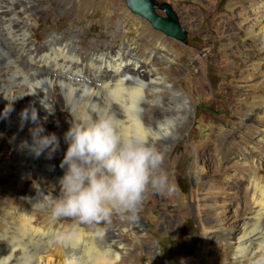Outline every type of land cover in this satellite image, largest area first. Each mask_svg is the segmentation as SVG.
<instances>
[{
	"label": "rangeland",
	"instance_id": "obj_1",
	"mask_svg": "<svg viewBox=\"0 0 264 264\" xmlns=\"http://www.w3.org/2000/svg\"><path fill=\"white\" fill-rule=\"evenodd\" d=\"M155 1L172 5L187 31L186 43L156 30L125 0H14L25 9L16 10L20 18L14 16L12 24H26L27 38L35 46L30 49L0 23V88H26L20 80L25 79L35 90L29 97L26 89L22 103L0 100V233L12 230L13 218L23 211L32 215L31 225L42 230L24 234L21 246L1 235L5 252L11 246L16 255L29 256L6 260L1 255L0 264H66L67 257L71 264H95L82 240L65 246L53 236L69 232L73 221L54 223L36 203L44 195H59L64 173L60 160L67 148L64 133L78 115L73 103L80 85L97 86L100 75L113 71L103 62L98 68L89 61H100V55L107 61L118 48L125 60L121 72H131L136 60L135 73L148 83L140 115L153 125L157 146L166 153L163 167L176 189L150 190L137 223L113 216L110 223L80 225L79 231L107 228L120 254L115 264H170L169 258L178 264H239L241 259L259 258V252L250 259L235 257L231 239L243 231L250 214L234 178L239 169L248 168L242 161L264 180V137L258 135L264 134V6L260 0ZM151 68L166 77L167 84L159 83L158 91L151 86ZM130 74L128 81L133 80ZM169 86L179 93L172 95ZM180 95L189 102L185 120L180 114L178 120H165L168 113H185L179 108ZM84 96L89 98L85 111L109 108L121 116L118 102L103 87ZM35 112L37 122L31 119ZM38 125L44 130L41 135L58 137L59 148L51 157L47 149L39 156L32 150L33 133L27 130ZM16 135L26 139L19 142ZM39 181H44L42 190Z\"/></svg>",
	"mask_w": 264,
	"mask_h": 264
},
{
	"label": "clouds",
	"instance_id": "obj_2",
	"mask_svg": "<svg viewBox=\"0 0 264 264\" xmlns=\"http://www.w3.org/2000/svg\"><path fill=\"white\" fill-rule=\"evenodd\" d=\"M127 114L126 122L109 108L86 110L74 116L64 133L67 148L60 162L64 174L59 195H44L36 203L54 223L73 221L66 234L53 233L60 241L73 240L80 225L110 223L113 216L135 221L150 190L175 191L163 167L166 153L157 146L156 133L141 119L138 105ZM31 119L37 122L36 112ZM43 131L39 125L32 130V150L39 156L47 149L51 157L59 140L55 133L41 135Z\"/></svg>",
	"mask_w": 264,
	"mask_h": 264
},
{
	"label": "bare ground",
	"instance_id": "obj_3",
	"mask_svg": "<svg viewBox=\"0 0 264 264\" xmlns=\"http://www.w3.org/2000/svg\"><path fill=\"white\" fill-rule=\"evenodd\" d=\"M13 1L14 0H0V23H3L4 25L7 26L8 34H12L16 40L20 41L21 45H25L26 47L28 45L29 49L31 46L35 48L34 44H31L27 38L28 30H27L26 24L24 22L12 24V21H14V19H13L14 16H16L17 18H20V14L16 10L19 8L25 9L24 3H22V5H20V4L15 5V4H13ZM1 4H3L4 6H1ZM258 4L264 6V1L260 0ZM16 36H18V37H16ZM0 47L1 48L3 47L1 43H0ZM24 49H25V47H24ZM122 53H123L122 48H118L115 51V53L112 55V58L107 60V61H102V57H103L102 55H100V61H98V62L94 61V60L92 61V59L89 61L91 64L96 65L98 68H100L101 63L103 62L107 65V67L112 68L113 71L108 72V73H103L102 75H100L98 80H97V86H94L93 84H81L80 85V87L82 88V91L76 92V99H75L74 103L72 102L73 106L76 109V112H78V114L85 111V107L89 101V98L84 96V92H86V93H92L94 91L96 92V90H98V88H100V87H103L110 94L111 98L116 101L115 103L118 102L119 107L121 108V111H122V112H119V113H122L120 117L122 119H124L126 122L129 119L128 114H127V110L130 107L137 106V105L140 108V100L142 98L147 97V95H146L147 90L146 89L148 87V83H147V81L143 80L139 76V74L135 73L134 70H137V68H138V63L136 60H134L132 62L133 65H132L131 72H127V73H125L126 71H124V73L121 72L122 70H124L122 65H123V63H125V60L122 57ZM28 54H29V52H28ZM30 54H32V53H30ZM72 57L75 58L76 60H80L79 54H77V53H72ZM145 62H150V57H148V58L145 57ZM36 71H38V70H36ZM150 71H152V78H150V81H151V83L154 82L153 84H151V86L153 87V89L155 88L157 91L162 89V86L159 85V83H164V84L166 83L167 84L165 75L160 74V72L157 71L155 68H151ZM128 73H131L130 75L133 77L132 81L127 80ZM132 73H134V74H132ZM0 77H2V76L0 75ZM20 80L25 83L26 88L20 87L16 90H12V88H8L6 90L0 88V90H1L0 100H3L5 97H7L9 99L20 100V102L22 103V100H23L22 97L24 95V92H26V89H27L26 94L30 97L31 94L35 91V90H33L34 85L32 83L26 81L25 79H20ZM50 80H51V78H50ZM56 81H57V79H56ZM1 82H4L3 78L1 80ZM168 89L173 90L174 94H172V95H176L177 93H179V91L174 90L172 86H169ZM71 90L72 91L74 90V92H75V87H73ZM155 95L161 96L160 93H156ZM180 96L181 97L178 101L179 102V108L185 110V113H176V114L175 113L174 114L168 113V114H166V112H165V114H166L164 116L166 118L165 120H167V121L169 120L171 122L178 120V117H177L178 114H180L182 119L185 120V118H186L185 114H186V111L188 109L189 102L185 96H182V95H180ZM21 98H22V100H21ZM141 119L143 120V122L147 126H150L151 128H153L152 124H148V118L147 117L141 116ZM32 130H33V128L29 127L27 131L32 132ZM166 130H167V128H166ZM159 134H160V132H159ZM258 135H260L259 137H261V138L264 137V134H262V133H258ZM16 137H17V140L19 142L26 139L25 135H21L20 137H18V135H16ZM257 144L260 145L259 142ZM216 147H218V146H216ZM218 149H219V147H218ZM236 150L241 152V155L245 153L242 148L237 147ZM18 151H20V150H18ZM224 155H225V153H224ZM19 159L24 160V155L21 154L19 156ZM242 162H243V165L248 166V168L243 167V168L239 169L238 170L239 173L238 174L236 173L234 178H235V181L237 184V190L239 192H242L244 195V198H245L244 201L247 204L246 209H249V212L248 211L247 212L250 214H249V216H246L247 219L242 224L243 225V231L239 235H237V238L233 239L232 238L233 236L230 237V235H232L231 231H229V232L227 231L226 235L228 236V238H230V239L232 238L231 240L233 242H231V245H232L231 250H232L233 255L235 257H238V256L241 258L242 257L243 258L248 257V259H250L259 252V254H258L259 258L252 259L251 261H246V262H243L244 259H241V260H239L240 261L239 264H264V180L261 179L256 174V171L249 165V163H246V161H244V160ZM229 175H231V174H229ZM45 177L46 176H44L43 178L45 179ZM43 182H41V181L38 182V188L40 190L44 189ZM11 218H13V217H11ZM31 219H32V215L28 214L26 211H23L16 218H13L14 226L12 227V230L7 229L3 234L0 233V256L6 255L5 256L6 260H12V259L20 260V258H22V257L25 258V257L29 256L27 253H23L22 256L16 255L13 251L14 248L11 246H9V251L5 252L6 246L1 243V235H4L7 243H13L14 242L18 246H21V241L23 240L22 236L24 234H30L31 235L32 233L42 231L39 228H36L33 225H31V223H30ZM137 222H138V218H137V220L134 221V223H137ZM49 228H51V227H49ZM53 233H55V232H53ZM32 235H34V234H32ZM28 237H29V239H31L32 236H28ZM112 237L113 236L111 235V232L107 228L97 229L95 231H86L84 229H80V231H78L76 237L73 240H70L68 242H64V245L65 246L76 245L80 242V240H82L81 242H82L83 250L86 252V256L87 257H93L95 260V264H115V262H117L118 258L120 257V254L113 247L114 240ZM37 242H39V240ZM78 249H80V248H78ZM65 259L67 260L66 264L72 263V261L68 257Z\"/></svg>",
	"mask_w": 264,
	"mask_h": 264
},
{
	"label": "water",
	"instance_id": "obj_4",
	"mask_svg": "<svg viewBox=\"0 0 264 264\" xmlns=\"http://www.w3.org/2000/svg\"><path fill=\"white\" fill-rule=\"evenodd\" d=\"M125 3L133 13L147 19L156 30L187 42V31L180 24L178 14L169 3L158 4L155 0H125ZM157 9L163 11L164 15L159 14Z\"/></svg>",
	"mask_w": 264,
	"mask_h": 264
},
{
	"label": "trees",
	"instance_id": "obj_5",
	"mask_svg": "<svg viewBox=\"0 0 264 264\" xmlns=\"http://www.w3.org/2000/svg\"><path fill=\"white\" fill-rule=\"evenodd\" d=\"M170 264H178V261L174 258H169Z\"/></svg>",
	"mask_w": 264,
	"mask_h": 264
}]
</instances>
